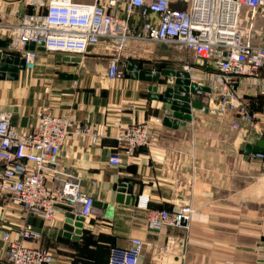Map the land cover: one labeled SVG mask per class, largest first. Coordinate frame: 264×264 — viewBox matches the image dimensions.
Segmentation results:
<instances>
[{
    "label": "crops",
    "instance_id": "obj_1",
    "mask_svg": "<svg viewBox=\"0 0 264 264\" xmlns=\"http://www.w3.org/2000/svg\"><path fill=\"white\" fill-rule=\"evenodd\" d=\"M4 4L12 14L24 6L23 0H0ZM4 42L0 39V46ZM106 45L92 46L83 57L40 50L33 71L19 68L0 78V109L13 114L19 129L35 127L41 109L53 114L73 109L80 124L89 123L100 134L92 142L87 134L72 133L58 156L95 198V214L84 220L78 238L74 232L62 234L69 212L65 205L51 222L32 217L43 232L35 244L54 252V264H108L111 249L130 246L132 238L148 243L138 264H264V146L259 144L264 119L255 127L231 113L204 112L194 104L190 117L176 111L168 115L166 103L148 94L151 86L154 93L176 87L175 78L161 76L151 83L126 73L137 70L129 68L135 62L153 72L180 69L187 55L168 46L131 44L122 60L124 77L112 80ZM251 99L250 107L259 111L261 104ZM116 114L124 121L163 118L157 140L120 166L108 162L119 148ZM165 118L178 120V126ZM119 188H131V193ZM146 198L148 208H143ZM185 203L194 209L188 229L149 227L148 209L177 210ZM21 223V207L0 196V264H8L4 233L16 234ZM170 236L177 244L161 250Z\"/></svg>",
    "mask_w": 264,
    "mask_h": 264
},
{
    "label": "built area",
    "instance_id": "obj_2",
    "mask_svg": "<svg viewBox=\"0 0 264 264\" xmlns=\"http://www.w3.org/2000/svg\"><path fill=\"white\" fill-rule=\"evenodd\" d=\"M178 2L186 8L171 7ZM23 5L13 14L6 10L9 4L0 5V39L8 43L0 52L24 59L28 71L36 67L41 42L47 51L82 57L92 46L106 43L107 77L112 80L124 77L122 60L129 45H165L187 55L180 69L198 85L188 93L191 104L201 102V111L231 113L255 127L264 119V0H23ZM251 98L262 100L259 111L250 107ZM35 117L36 126L24 131L13 124L11 112L0 109V196L22 210L18 232L4 233L8 264L55 263L54 252L35 244L43 232L32 217L51 222L61 205L85 219L96 211L82 178L58 156L72 133L96 142L99 132L89 123L80 124L73 109L62 114L41 109ZM113 121L119 148L108 162L120 166L157 140L163 118L124 121L116 114ZM141 204L148 208V199ZM193 211L189 203L177 210L148 209L147 222L157 230L188 229ZM177 242L170 236L161 250ZM130 244L113 247L108 264H138L148 243L132 238Z\"/></svg>",
    "mask_w": 264,
    "mask_h": 264
},
{
    "label": "water",
    "instance_id": "obj_3",
    "mask_svg": "<svg viewBox=\"0 0 264 264\" xmlns=\"http://www.w3.org/2000/svg\"><path fill=\"white\" fill-rule=\"evenodd\" d=\"M186 3H173L171 7L174 9H185ZM8 45L7 42L2 43L1 46L6 47ZM30 49H34L35 45L30 44L28 46ZM37 49L40 51L46 50L44 47V42H41ZM20 69L25 68V60L21 59L19 56H11L7 55L6 53L0 52V78H5L8 71L10 73H17ZM129 68H137V70L127 71L126 76L127 78L133 79H140L143 81H148L151 83L159 82L161 76H168L171 78H175V85L174 86H167L166 90L161 93H154L152 91L153 86H151L148 94L149 99H156V100H163L167 105L166 113L168 115L172 114V111H176L179 115L190 117V113L192 111V104L190 102L191 98L188 95L189 92H196L198 89V85L196 83H191L189 78V73L185 70L181 69H162L157 72H153L152 70L141 68L139 63H132ZM8 76V75H7ZM199 89L207 90L208 88L199 87ZM194 106L200 108L202 103L194 102ZM185 113V115H184ZM167 124L172 123L174 126H178L179 121H171L169 118H165ZM261 146H264V140H261L259 143ZM119 192H128L131 193V188H119ZM85 218L83 216L76 215L72 212L67 213L66 220L62 226V234L65 236H72V232L76 235L73 236L74 238H78L80 234H82L83 230V222Z\"/></svg>",
    "mask_w": 264,
    "mask_h": 264
},
{
    "label": "rangeland",
    "instance_id": "obj_4",
    "mask_svg": "<svg viewBox=\"0 0 264 264\" xmlns=\"http://www.w3.org/2000/svg\"><path fill=\"white\" fill-rule=\"evenodd\" d=\"M150 46H151V45H150ZM154 46H162V45H154ZM163 46H165V45H163ZM166 50H168L167 53H172V52L174 53V52H175V53H176V54H175L176 58H178V59L180 58V59H181L182 55L180 54V55H181V56H180L179 53H177V52H176L175 50H173V49H160V52L163 51L164 53H166ZM177 56H178V57H177ZM203 99H205V98H201V100H203ZM205 100H206V99H205ZM198 101H200V100H198ZM200 108H202V106H201Z\"/></svg>",
    "mask_w": 264,
    "mask_h": 264
},
{
    "label": "trees",
    "instance_id": "obj_5",
    "mask_svg": "<svg viewBox=\"0 0 264 264\" xmlns=\"http://www.w3.org/2000/svg\"><path fill=\"white\" fill-rule=\"evenodd\" d=\"M261 101H262L261 99H260V100H258V102H259L260 104H261Z\"/></svg>",
    "mask_w": 264,
    "mask_h": 264
}]
</instances>
